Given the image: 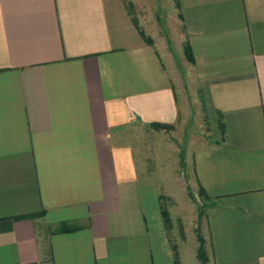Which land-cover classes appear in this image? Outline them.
I'll use <instances>...</instances> for the list:
<instances>
[{
	"label": "crops",
	"instance_id": "crops-1",
	"mask_svg": "<svg viewBox=\"0 0 264 264\" xmlns=\"http://www.w3.org/2000/svg\"><path fill=\"white\" fill-rule=\"evenodd\" d=\"M176 2L210 264H264V0ZM175 70L126 0H0V264H200L137 134L183 118Z\"/></svg>",
	"mask_w": 264,
	"mask_h": 264
},
{
	"label": "rangeland",
	"instance_id": "rangeland-1",
	"mask_svg": "<svg viewBox=\"0 0 264 264\" xmlns=\"http://www.w3.org/2000/svg\"><path fill=\"white\" fill-rule=\"evenodd\" d=\"M126 3L146 36L152 38V44L173 58L177 88L185 106L183 118L173 129L137 127L143 160L151 171L152 181L160 187L162 209L177 243L183 240L180 232L185 225L195 232L200 229L203 217L200 212L207 209L208 200L199 193L192 162L197 141L207 132L205 113L200 110L199 97L189 78L191 65L181 54L182 45L186 44L185 30L176 0H126ZM184 241V247L190 250L199 245L197 238H184ZM180 243L179 248H184Z\"/></svg>",
	"mask_w": 264,
	"mask_h": 264
},
{
	"label": "trees",
	"instance_id": "trees-1",
	"mask_svg": "<svg viewBox=\"0 0 264 264\" xmlns=\"http://www.w3.org/2000/svg\"><path fill=\"white\" fill-rule=\"evenodd\" d=\"M134 21L136 22V25H137V27H138V29L140 31V34L144 38H146V40L148 41V43H151L152 44V38H148L146 36V33L141 28V25L138 22V20L137 19H134ZM185 50H186V56L189 58V56H190V49H189V47L186 46ZM153 127H156L158 129H165V130H170V129H173L174 128L173 125H170V124H162V123H153ZM199 193L202 196H204V197L207 198V193H206V191L202 187H200ZM200 214L203 216V214H204L203 210H201ZM197 239L199 241V246H198V249H197V257H198L200 263L201 264H210V257H209L208 249H207V246H206V240H205L204 236L202 235V233L199 230H198V233H197Z\"/></svg>",
	"mask_w": 264,
	"mask_h": 264
}]
</instances>
